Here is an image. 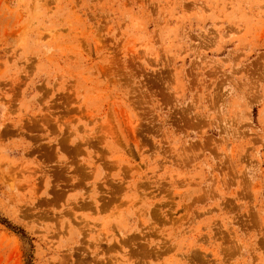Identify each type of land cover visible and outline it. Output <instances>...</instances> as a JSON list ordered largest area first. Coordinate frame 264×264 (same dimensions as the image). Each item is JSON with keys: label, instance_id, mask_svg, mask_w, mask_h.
I'll return each mask as SVG.
<instances>
[{"label": "rangeland", "instance_id": "obj_1", "mask_svg": "<svg viewBox=\"0 0 264 264\" xmlns=\"http://www.w3.org/2000/svg\"><path fill=\"white\" fill-rule=\"evenodd\" d=\"M0 264H264V0H0Z\"/></svg>", "mask_w": 264, "mask_h": 264}]
</instances>
